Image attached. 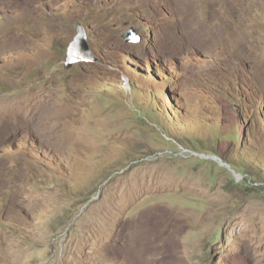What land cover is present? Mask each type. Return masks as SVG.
I'll use <instances>...</instances> for the list:
<instances>
[{
  "label": "rangeland",
  "instance_id": "374dc122",
  "mask_svg": "<svg viewBox=\"0 0 264 264\" xmlns=\"http://www.w3.org/2000/svg\"><path fill=\"white\" fill-rule=\"evenodd\" d=\"M0 264H264V0H0Z\"/></svg>",
  "mask_w": 264,
  "mask_h": 264
},
{
  "label": "water",
  "instance_id": "95a60500",
  "mask_svg": "<svg viewBox=\"0 0 264 264\" xmlns=\"http://www.w3.org/2000/svg\"><path fill=\"white\" fill-rule=\"evenodd\" d=\"M125 41L139 42L140 38H135L132 32H128L124 35ZM71 53L76 60H90L92 55L89 52L87 45L85 43L84 34H79L71 45Z\"/></svg>",
  "mask_w": 264,
  "mask_h": 264
},
{
  "label": "bare ground",
  "instance_id": "6f19581e",
  "mask_svg": "<svg viewBox=\"0 0 264 264\" xmlns=\"http://www.w3.org/2000/svg\"><path fill=\"white\" fill-rule=\"evenodd\" d=\"M194 1V0H193ZM191 2V1H190ZM189 4V3H188ZM190 7V6H189ZM191 9V8H190ZM193 9V8H192ZM194 11V10H193ZM194 13V12H193ZM195 16H199V14L198 15H195ZM195 19V18H194ZM198 19H199V17H198ZM197 19V21H199ZM197 24H199V22L197 23ZM204 27V25L203 26H201V28H203ZM161 212H163V211H161ZM164 215V214H163ZM156 216V215H155ZM152 217V216H151ZM157 217H158V215H157ZM167 217V216H166ZM143 218V217H142ZM163 219H164V217H163ZM160 222V221H159ZM140 223V222H139ZM161 223V222H160ZM143 224H144V226H148V228L151 226V224H152V220H151V218H150V216L147 214L146 215V217H145V221L143 222ZM132 226H133V224H131ZM139 225V224H138ZM126 226V225H125ZM134 226H135V224H134ZM157 226V225H156ZM156 226H154L153 227V230H154V228L156 227ZM139 227V226H138ZM137 227V228H138ZM142 227V226H141ZM147 228V227H146ZM135 229H136V227H135ZM134 229V230H135ZM138 230V229H137ZM140 230V229H139ZM145 230V229H144ZM149 230V229H148ZM147 230V231H148ZM129 231V230H128ZM127 231V232H128ZM150 231H151V229H150ZM140 232V231H139ZM144 232V231H143ZM141 233H142V231H141ZM128 234V233H127ZM130 235H133L132 233H131V231H130V233H129ZM136 234V233H135ZM133 241V239L131 238V242H130V244L133 246V247H131V249L130 250H128V258L126 259V261L127 262H131V261H133V262H137L138 260H140L141 259V257H140V252L142 251V250H139V247H138V245H136L134 242H132ZM117 256H119V254L117 255Z\"/></svg>",
  "mask_w": 264,
  "mask_h": 264
}]
</instances>
